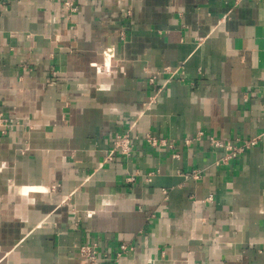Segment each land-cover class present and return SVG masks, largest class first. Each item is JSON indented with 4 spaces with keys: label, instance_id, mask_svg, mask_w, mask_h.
Instances as JSON below:
<instances>
[{
    "label": "crops",
    "instance_id": "1",
    "mask_svg": "<svg viewBox=\"0 0 264 264\" xmlns=\"http://www.w3.org/2000/svg\"><path fill=\"white\" fill-rule=\"evenodd\" d=\"M64 2L0 0V264H264V0Z\"/></svg>",
    "mask_w": 264,
    "mask_h": 264
},
{
    "label": "built area",
    "instance_id": "2",
    "mask_svg": "<svg viewBox=\"0 0 264 264\" xmlns=\"http://www.w3.org/2000/svg\"><path fill=\"white\" fill-rule=\"evenodd\" d=\"M64 7L66 8V11H68L69 13L77 11V6H76L74 0H65ZM151 80L153 81L154 78H152ZM158 91H160V90H158ZM157 94H158V92L154 94V96L152 97V100L155 99ZM0 120L2 121V124H0V126L8 127V124H6V122H4V120H2L1 118H0ZM149 141L153 144H156V140L154 138H149ZM210 142L214 147L226 148V150H227L226 154L222 158L219 159V163L228 162L229 160L240 155L243 151H245V149L249 148V146L254 145L256 143L255 140H252V141L246 143L245 145H241V146L233 145V144L230 145V144H224L221 140L216 139L214 137L210 138ZM131 149H132V145H131L130 135L127 133L119 134V135H117V137L114 141V146H113V149L111 151V154L109 155V159H112L113 154L116 152H120L123 155L129 156L131 153ZM191 177L199 178L200 173L198 171L194 170L191 173ZM210 199L211 198L209 197V200ZM132 249H133V246L122 244L120 246L119 251L116 253V258L123 257L124 254L130 252ZM80 254L82 257L86 258L92 264L96 263L102 257L104 259L109 258V255L107 253L101 254L98 251L97 245L95 243L82 244L80 246Z\"/></svg>",
    "mask_w": 264,
    "mask_h": 264
}]
</instances>
